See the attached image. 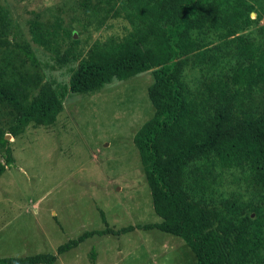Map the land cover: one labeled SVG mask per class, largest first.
Segmentation results:
<instances>
[{
    "label": "trees",
    "instance_id": "trees-1",
    "mask_svg": "<svg viewBox=\"0 0 264 264\" xmlns=\"http://www.w3.org/2000/svg\"><path fill=\"white\" fill-rule=\"evenodd\" d=\"M126 5L137 24L134 32L93 47L67 82L43 83L29 99L21 82L0 76V107L14 116L6 132L0 129V176L14 163L5 133L15 138L30 123L53 124L68 94L150 72L147 96L154 113L132 142L160 222L113 229L100 212L103 230L85 231L54 254L5 257L0 264H54L92 236L153 229L182 239L195 264H264V109L249 106L264 87V44L244 34L253 5L246 0H126ZM259 31L264 35V26ZM207 32L215 33L216 44L193 36ZM29 33L32 42L51 50L40 27L32 24ZM17 48L25 61L38 64L27 43ZM192 62L201 74L194 89L184 78ZM233 170L254 186L253 200L222 188L223 174ZM89 255L93 259L95 252Z\"/></svg>",
    "mask_w": 264,
    "mask_h": 264
},
{
    "label": "rangeland",
    "instance_id": "rangeland-1",
    "mask_svg": "<svg viewBox=\"0 0 264 264\" xmlns=\"http://www.w3.org/2000/svg\"><path fill=\"white\" fill-rule=\"evenodd\" d=\"M246 1L254 12L244 34L264 44V0ZM130 13L126 0H0V40L7 42L0 43V76L21 82L29 99L43 83H65L93 47L134 32ZM32 24L46 33L51 50L32 42ZM193 36L217 43L212 32ZM25 43L37 65L18 50ZM200 75L193 62L184 72L192 89ZM151 82L144 72L83 95L68 94L53 124L30 123L9 139L14 163L0 176V258L54 254L85 231L103 230L100 212L113 229L160 222L132 142L154 113L147 96ZM249 106L264 109V87ZM13 121V113L0 107V129L6 132ZM222 186L243 200L255 198L256 189L240 171L225 172ZM54 264H195V258L182 239L153 229L92 236Z\"/></svg>",
    "mask_w": 264,
    "mask_h": 264
},
{
    "label": "water",
    "instance_id": "water-1",
    "mask_svg": "<svg viewBox=\"0 0 264 264\" xmlns=\"http://www.w3.org/2000/svg\"><path fill=\"white\" fill-rule=\"evenodd\" d=\"M4 138H5L7 141H9V139L11 138V136H10V135H5Z\"/></svg>",
    "mask_w": 264,
    "mask_h": 264
}]
</instances>
